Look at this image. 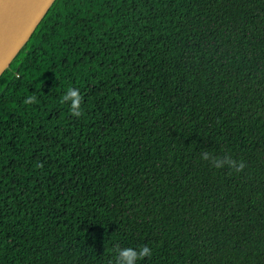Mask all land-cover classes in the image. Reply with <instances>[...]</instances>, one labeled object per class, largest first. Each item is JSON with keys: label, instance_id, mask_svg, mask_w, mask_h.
<instances>
[{"label": "trees", "instance_id": "trees-1", "mask_svg": "<svg viewBox=\"0 0 264 264\" xmlns=\"http://www.w3.org/2000/svg\"><path fill=\"white\" fill-rule=\"evenodd\" d=\"M143 245L264 264V0H55L0 76V264Z\"/></svg>", "mask_w": 264, "mask_h": 264}, {"label": "water", "instance_id": "water-1", "mask_svg": "<svg viewBox=\"0 0 264 264\" xmlns=\"http://www.w3.org/2000/svg\"><path fill=\"white\" fill-rule=\"evenodd\" d=\"M55 0H0V76Z\"/></svg>", "mask_w": 264, "mask_h": 264}, {"label": "clouds", "instance_id": "clouds-1", "mask_svg": "<svg viewBox=\"0 0 264 264\" xmlns=\"http://www.w3.org/2000/svg\"><path fill=\"white\" fill-rule=\"evenodd\" d=\"M81 95L80 90L75 87H70L63 95V101L68 103L70 111L73 116L79 117L81 115ZM37 101L36 95H29L25 98V103H35ZM201 158L209 160L213 167L223 168L225 166L233 169L235 172H241L245 168L243 161H236L230 156L223 158H212L206 151L201 152ZM152 249L148 245H143L139 248L125 247L117 250L116 264H137V261L151 255Z\"/></svg>", "mask_w": 264, "mask_h": 264}]
</instances>
